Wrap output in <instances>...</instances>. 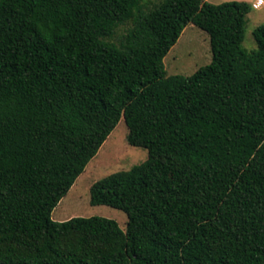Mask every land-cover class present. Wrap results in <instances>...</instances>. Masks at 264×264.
Listing matches in <instances>:
<instances>
[{
    "label": "trees",
    "instance_id": "1",
    "mask_svg": "<svg viewBox=\"0 0 264 264\" xmlns=\"http://www.w3.org/2000/svg\"><path fill=\"white\" fill-rule=\"evenodd\" d=\"M246 2L0 0V264H264V25ZM188 25L213 59L163 60ZM129 26L117 35L120 27ZM148 152L51 215L119 121Z\"/></svg>",
    "mask_w": 264,
    "mask_h": 264
},
{
    "label": "rangeland",
    "instance_id": "2",
    "mask_svg": "<svg viewBox=\"0 0 264 264\" xmlns=\"http://www.w3.org/2000/svg\"><path fill=\"white\" fill-rule=\"evenodd\" d=\"M159 1L153 0L154 3ZM232 1L246 2L250 6L251 10L246 18L243 48L247 51L255 50L257 46L253 32L264 25V0H207L214 5ZM258 1L262 2L259 7H257ZM128 28L129 26L120 27L117 35L125 34ZM212 59L208 34L193 25H188L163 63L167 76L190 77L201 67L210 65ZM127 136V126L123 120H120L96 156L53 210L51 217L54 221L100 217L115 221L122 230H125L128 221L126 214L107 206H92L90 189L105 177L117 172L130 171L148 159V152L130 146Z\"/></svg>",
    "mask_w": 264,
    "mask_h": 264
},
{
    "label": "built area",
    "instance_id": "3",
    "mask_svg": "<svg viewBox=\"0 0 264 264\" xmlns=\"http://www.w3.org/2000/svg\"><path fill=\"white\" fill-rule=\"evenodd\" d=\"M261 4H262V2L261 1H258L257 2V7H259Z\"/></svg>",
    "mask_w": 264,
    "mask_h": 264
},
{
    "label": "crops",
    "instance_id": "4",
    "mask_svg": "<svg viewBox=\"0 0 264 264\" xmlns=\"http://www.w3.org/2000/svg\"><path fill=\"white\" fill-rule=\"evenodd\" d=\"M61 222H64V221H61Z\"/></svg>",
    "mask_w": 264,
    "mask_h": 264
}]
</instances>
